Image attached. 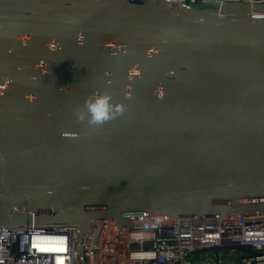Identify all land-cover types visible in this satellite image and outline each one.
Masks as SVG:
<instances>
[{
	"label": "water",
	"instance_id": "1",
	"mask_svg": "<svg viewBox=\"0 0 264 264\" xmlns=\"http://www.w3.org/2000/svg\"><path fill=\"white\" fill-rule=\"evenodd\" d=\"M101 94L124 112L89 125ZM254 214L264 4L0 0V230L76 225L85 264L97 224Z\"/></svg>",
	"mask_w": 264,
	"mask_h": 264
},
{
	"label": "built area",
	"instance_id": "2",
	"mask_svg": "<svg viewBox=\"0 0 264 264\" xmlns=\"http://www.w3.org/2000/svg\"><path fill=\"white\" fill-rule=\"evenodd\" d=\"M179 2L184 0H163ZM264 4V0H205ZM35 216V214H34ZM134 216L128 225L97 224L85 241V264H191L200 250L225 249L214 264H264V217ZM78 228L32 223L0 230V264H75Z\"/></svg>",
	"mask_w": 264,
	"mask_h": 264
},
{
	"label": "clouds",
	"instance_id": "3",
	"mask_svg": "<svg viewBox=\"0 0 264 264\" xmlns=\"http://www.w3.org/2000/svg\"><path fill=\"white\" fill-rule=\"evenodd\" d=\"M111 101L112 97L108 94H101L96 98L85 100L87 113L90 116L89 125H101L117 115L123 114V105H113ZM84 119L85 114L83 112L79 113L78 120L83 121Z\"/></svg>",
	"mask_w": 264,
	"mask_h": 264
},
{
	"label": "crops",
	"instance_id": "4",
	"mask_svg": "<svg viewBox=\"0 0 264 264\" xmlns=\"http://www.w3.org/2000/svg\"><path fill=\"white\" fill-rule=\"evenodd\" d=\"M225 249L200 250L190 257L191 264H214L219 259L224 258ZM227 262V261H226Z\"/></svg>",
	"mask_w": 264,
	"mask_h": 264
}]
</instances>
